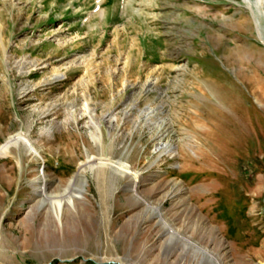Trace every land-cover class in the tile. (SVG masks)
I'll return each instance as SVG.
<instances>
[{"label":"rangeland","instance_id":"obj_1","mask_svg":"<svg viewBox=\"0 0 264 264\" xmlns=\"http://www.w3.org/2000/svg\"><path fill=\"white\" fill-rule=\"evenodd\" d=\"M0 23V147L36 151L0 152V264H264V0H0ZM88 156L139 188L95 166L58 210Z\"/></svg>","mask_w":264,"mask_h":264},{"label":"bare ground","instance_id":"obj_2","mask_svg":"<svg viewBox=\"0 0 264 264\" xmlns=\"http://www.w3.org/2000/svg\"><path fill=\"white\" fill-rule=\"evenodd\" d=\"M98 2H102L103 0H97ZM263 0H257L258 4H261ZM13 3V2H12ZM99 4V3H98ZM16 5V4H14ZM260 7V5H258ZM102 11V10H101ZM103 14V11L102 13ZM261 15V14H260ZM2 29L3 24L0 23V42H2ZM261 31L259 30V34ZM65 42V41H64ZM236 89V88H235ZM97 128V127H96ZM17 144L23 143L26 148H28L29 151H35L31 142L27 138L26 134H15L13 136H10L7 140L6 144L2 145L0 147V152L3 153L6 151L8 146L10 144ZM36 152V151H35ZM95 166H104L109 167L112 169V171L117 172L128 179V183L125 186L126 190L130 191H136L139 188L140 185V175L139 172L134 171L131 169L130 165H128L125 162L122 161H110L107 158H96L94 156H88L85 162H82L79 166V170L77 173L72 175L70 179L68 180L66 186L63 188L60 198L58 200H55L57 202V207L60 210L63 208L62 204L65 203L66 206H74L75 202L77 200H82L85 198L87 189V178H86V172L88 169H93ZM48 175L43 173L41 171L40 175L34 178L33 183L35 185V189L37 188L39 182L41 180H48ZM67 181V180H66ZM65 181V182H66ZM159 212V211H158ZM181 251L183 253H192L193 255H197V260L201 264H220L219 257H210L207 250L194 248L189 243L185 242L184 245L181 248Z\"/></svg>","mask_w":264,"mask_h":264},{"label":"crops","instance_id":"obj_3","mask_svg":"<svg viewBox=\"0 0 264 264\" xmlns=\"http://www.w3.org/2000/svg\"><path fill=\"white\" fill-rule=\"evenodd\" d=\"M248 76H243V78L245 79V81L246 82H248L250 85H251V87H250V91H252V92H254V93H257L256 92V89H254V84L250 81V78L251 79H254V77L253 76H250V77H248ZM254 82V81H253ZM254 83H256V82H254ZM252 84H253V86H252ZM232 85H234L235 86V88H236V84L235 83H232V82H230V86H232ZM256 85H257V83H256ZM262 85V84H261ZM254 89V90H253ZM231 90H232V88H231ZM235 90H237V88L235 89ZM235 90H232V92H234ZM235 92H237V91H235ZM259 94V93H258ZM259 99V98H258ZM249 104V103H248ZM247 108L249 107L250 108V110H251V108H252V106H250V104L249 105H247L246 106ZM248 108V109H249ZM249 111V110H248Z\"/></svg>","mask_w":264,"mask_h":264}]
</instances>
